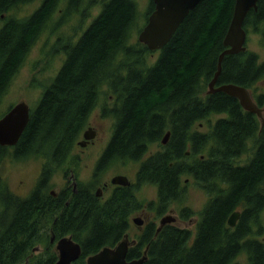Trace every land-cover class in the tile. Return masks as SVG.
Returning <instances> with one entry per match:
<instances>
[{
	"label": "trees",
	"instance_id": "obj_1",
	"mask_svg": "<svg viewBox=\"0 0 264 264\" xmlns=\"http://www.w3.org/2000/svg\"><path fill=\"white\" fill-rule=\"evenodd\" d=\"M34 1L0 0V16H6L0 29V103L62 0H42L33 13L20 17L18 12ZM85 1L68 0V11L79 4L83 9ZM101 2L100 14L79 40H57L49 48L52 55L62 52L63 62L44 85L18 142L19 159H39L42 173L28 197L0 193V210H5L0 211V264H25L36 246L49 245L48 231L42 228L47 224L54 225L57 237L70 234L82 244L76 264H85L87 256L129 233L131 216L143 207L136 196L139 186L157 187L160 216L172 202H184V180L191 175L209 196L198 213L195 237L173 224L156 236L153 223L127 258L141 257L148 246L145 264H233L241 256H246V264H264V124L235 97L209 92L226 49L223 41L236 0H202L154 62L155 51L133 40L154 3L150 1L140 26L136 0ZM57 24H62L61 18ZM244 29L260 34L264 46V0L249 12ZM263 78L264 62L246 49L224 57L217 85L252 89ZM256 97L263 106L264 94ZM100 105L102 115L112 116L114 123L95 180L79 184L66 198L52 195L53 174L78 165L71 154ZM222 114L208 131L197 127ZM155 144L161 149L149 154ZM129 162H140L136 185L121 186L105 200L98 198L100 178L115 164ZM236 211L240 218L230 227L228 219ZM180 213L183 219L194 215L190 207ZM41 255L30 264H53L55 255Z\"/></svg>",
	"mask_w": 264,
	"mask_h": 264
},
{
	"label": "rangeland",
	"instance_id": "obj_2",
	"mask_svg": "<svg viewBox=\"0 0 264 264\" xmlns=\"http://www.w3.org/2000/svg\"><path fill=\"white\" fill-rule=\"evenodd\" d=\"M92 1H96L95 3L91 4ZM102 0H86L85 6L82 9V17L84 20L83 27L86 26L89 22H91L94 17H96L99 12L101 11L102 7ZM138 2V7L140 11V21L139 25L141 26L146 22L144 15L147 12L148 5L150 0H136ZM42 0H35L32 3L27 4L24 6L19 12L18 15L20 17H24L26 15H30L34 12L36 8L40 6ZM66 2L63 1L59 5L60 8L66 7ZM57 13L59 10L57 9ZM69 15L67 21L73 19V16ZM80 17V15L78 16ZM60 16L54 18L50 21L47 28L42 32L40 39L36 43V45L30 51L28 57L24 61V64L20 67L16 75L14 76L7 92L2 98L0 103V117L1 115L5 114L11 106L15 105L16 103L20 102L21 100H25L29 103L31 109L35 108L37 102L43 93V87L46 85L50 78L55 76L59 71L64 55L62 52L55 53L52 55L51 48L52 45L55 43L54 40L57 36L67 37L71 40H76L74 32V26H67L66 28L62 27V25L57 26ZM1 16H0V27H1ZM74 23V21H73ZM83 29L79 32L81 33ZM140 32L133 33V40L139 41L138 36ZM50 39L52 41H50ZM247 49L251 52L256 53L260 61L264 62V46L261 43V35L258 33H253L250 31L247 34V42H246ZM159 56V51H155L154 55L151 57V61L154 62L157 57ZM260 92H264V78L257 84ZM106 95H103V99L101 103L104 102V98ZM108 100L110 101L109 94L107 95ZM224 115H216L210 118V122L205 120L198 123L197 127L200 131L206 132L209 129L210 123H214L220 117ZM113 123L114 119L112 116H103L102 115V107L101 105L98 106L93 114L90 117L89 124L95 128L97 132L96 138L93 140V144L89 147H82L79 144L75 147L74 155L80 160L78 165H74L79 167L78 169V176L82 183H89L91 181L89 179L91 172L93 171L94 166L99 156L102 155L103 151L105 150L108 142L111 139L112 131H113ZM88 128V127H87ZM83 136L79 139L82 140ZM161 149L159 144H155L151 147L149 154L155 153ZM148 154V155H149ZM75 159V157H74ZM75 159V160H77ZM41 161L34 157L23 158L19 159V162L16 164L18 171L13 177V183L23 185L22 187L24 190L29 189L32 184L37 182L36 178L40 172ZM139 165L135 163H117L112 166L103 176L104 181H107L118 174H123L128 176L133 182L136 180V173L138 170ZM69 168V166H68ZM66 169V168H61ZM60 169V170H61ZM68 175H69V169ZM23 181V182H22ZM63 181H65V177L62 173H58V176H55L52 180L53 182V189H59L63 187ZM187 183L186 186V199L184 202L179 204L178 209L181 210L183 207H190L194 211V215L192 219H199V212L205 207L207 201L209 200L208 194L195 183L193 180H189L188 178L184 180ZM108 197V194L106 195ZM136 196L140 200L144 207L149 208V203L153 202L157 199V187L155 185L148 184L147 186L144 185L141 188L136 189ZM168 214V213H167ZM141 213H137L133 215V219L136 217H142ZM156 217V215H154ZM190 218V217H189ZM189 218L185 219L186 222L184 226L188 227L189 225ZM159 219V218H158ZM158 219H155L159 222ZM132 221V220H131ZM129 234L131 237L139 236L140 231L138 229V225L132 221L131 228L129 230ZM261 238V237H260ZM238 261L246 264V256H241L238 258Z\"/></svg>",
	"mask_w": 264,
	"mask_h": 264
},
{
	"label": "water",
	"instance_id": "obj_3",
	"mask_svg": "<svg viewBox=\"0 0 264 264\" xmlns=\"http://www.w3.org/2000/svg\"><path fill=\"white\" fill-rule=\"evenodd\" d=\"M155 7L150 13L148 20L139 33L138 40L145 44L149 50H162L172 39L173 35L183 23L189 13L194 10L202 0H151ZM259 0H236L233 16L229 28L224 37L226 49L220 54L218 70L209 84V92H224L239 100L241 106L247 112L257 114L263 119L264 108L258 106L252 97L250 89L237 84L217 85L218 78L222 71V62L226 55H234L246 51L247 32L244 29V22L249 12L257 10ZM31 107L28 102L21 100L13 105L0 118V145L13 146L18 144L24 130L30 121ZM264 122V120H263ZM171 132L168 131L162 139L163 144H167ZM97 136L96 130L92 127L83 133V139L78 142L82 147H86ZM112 184L120 186H130L131 180L126 175H115ZM101 195V191L98 192ZM240 218V212H234L228 219L230 227H235ZM175 218L171 214L163 216L156 231V236L167 224H173ZM134 222L142 226L141 217H136ZM130 241L129 236L121 240L115 247L106 246L95 254L90 255L86 264H145L148 259V247L143 256L133 260H128L129 246L136 243ZM59 260L55 264H73L82 254V246L72 237H63L57 244ZM233 264H244L236 261Z\"/></svg>",
	"mask_w": 264,
	"mask_h": 264
},
{
	"label": "flooded vegetation",
	"instance_id": "obj_4",
	"mask_svg": "<svg viewBox=\"0 0 264 264\" xmlns=\"http://www.w3.org/2000/svg\"><path fill=\"white\" fill-rule=\"evenodd\" d=\"M63 1L66 2L65 3L66 4V7L65 8H60V9L58 8L59 12L58 13L57 12L55 13L54 18L58 17V15H59L60 18L62 19V24L61 25L64 28H66L67 26H69V27L70 26H74V32L73 33L75 35L77 34L75 36V39L79 35L78 36V39L73 40V42H76L82 36L83 32L85 30H87V28L93 22V20L100 14V12H99V14L96 17H94V19L91 22H89L86 26H84L85 29L80 33L79 31L84 28L82 26L83 23H84V20H83V17L81 16L82 15V6L80 4L79 5H74L73 6V11H68V9L71 7V5H69L68 0H62L61 3ZM69 15L73 16V19L70 20V21H67V19L69 18L68 17ZM79 15H80V17H78ZM5 18H6V16L4 14H2L1 15V19H2L1 20V22H2L1 27L3 25V22H4ZM73 21H74V23H73ZM1 27H0V29H1ZM55 39L56 40H54V42H56L57 40H62V43H64L65 41L68 40L67 37H62L60 35L57 36ZM50 41H52V40L50 39ZM250 91L252 93V97H253L254 101L258 104L256 94H264V92H260V90H259V88L257 86L254 87V88H252V89H250ZM258 106L261 107V108H264V104H263V106H260L258 104ZM222 115H226V114H222ZM258 118L261 121V126H262L264 124V122H263V120H264V111H263V119L260 118V117H258ZM87 127L89 128V127H92V126L90 124H88ZM88 128H86V129H88ZM92 128L95 130L94 127H92ZM93 142L94 141H91L86 147H89L91 144H93ZM164 145H166V144H164ZM74 153H75V151H74ZM74 153L71 154V155H73L75 157V159H77V157L74 155ZM151 154H153V153H151ZM201 157H203V156H201ZM98 160H99V158H98ZM98 160H97L96 165L94 166L93 171L91 172V175L89 177V179L91 180V181H89V183L92 182V180H95V178H96V173L95 172H96V167H97ZM74 161H76V162L78 161L80 163V160H78V159L77 160H74ZM18 162H19L18 144L13 145V146L0 145V193L7 194L8 196L13 195V197H15V196L28 197L33 192V190H34L37 182L35 184H32V186H30L29 189H27V190H24V188L22 187L23 186L22 184L19 185V184H14L13 183V177L16 174V172L18 171V169L16 167V164ZM129 163H135V165L138 164L139 165L138 167H140V162H129ZM42 164L43 163L41 162L40 172H39V174H38V176L36 178L37 181H38V179H39V177H40V175L42 173ZM64 168H66V169L63 170V169L59 168L53 174V176H52V180H53V178L55 176H58V173H62L63 176L65 177V181H63V187H60L59 189H53V186H52L50 192L54 196L61 195L63 198H66L67 196H69L70 191L71 192H77L78 191L79 184H82V182L80 181L81 179L78 176V173H79L78 172V169H79V167L71 166L69 168L68 167H64ZM67 169H69V175H68V170ZM138 170H139V168H138ZM138 170H137V172H138ZM118 175H123V174H118ZM112 178L110 179V181L109 180L104 181L103 177L100 178V184L95 189L96 190V195L98 196V198H101L102 200H105L108 197H110L119 187H121L120 185L112 184V182H111ZM188 179L189 180L196 181L195 177L192 176V175L189 176ZM52 180H51V183L53 185ZM131 182H132L133 185H136V183H137V173H136V180H135V182H133L132 180H131ZM145 185L147 186L148 184H145ZM143 186L144 185H141L138 188H141ZM99 191H101V195L100 196L98 195V192ZM107 194H108V197L106 196ZM157 202H158V197H157L156 200H154L153 202H150L149 203V208L148 207L147 208L144 207V205L140 202L143 207L140 208L139 210H137L135 212V215L137 213H141L143 215L141 217L142 220H143V224H142V226H139L138 227V229L140 231V235L139 236H135L133 238V237H131V235L129 233L126 234V235L129 236L130 241H132V242H133V240L136 241L135 244L129 246V251L131 250V248H133L135 245L138 244L139 239H140V236L143 234V232L145 231V229L150 224H153V223H155L156 226H157V228H158V226L160 224L161 218L163 216L167 215V213L173 215V217L175 218V221H174L173 225L188 229L189 231H191L193 233V237H195V233H196V230H197V222H198L199 219L193 220L192 218L194 216L193 217H190L189 218V225H188V227L184 226L186 220L181 217V213H180L181 210L178 209L179 204H181V203L180 202H177V201L176 202H172V204H170V206H168V208L166 209L165 213H163L162 215L158 216ZM65 204L68 205V201L67 200H66ZM0 211H1V213H3L5 210H0ZM133 215L131 216V220L134 222V219L135 218L133 219ZM154 215H156V217ZM155 219H158L159 222H157ZM132 221L130 222V225H132ZM42 228L44 230H47L48 231V235L50 236V240H49V243H48L49 245L39 244L38 246H36L33 249V251L30 254V256L26 258L25 264H30V259H32L35 255H40V254H42L41 256L43 258L50 257L51 255H55L54 256V260H53L54 261L53 264H55L59 260V251L57 249V244H58L59 240L62 239L63 237H72V235H70V234L69 235H62L60 237H57L54 234V232H53L54 231V229H53L54 228V225L53 224H47L45 227H42ZM126 235H125V237H126ZM125 237L123 239H125ZM191 241L194 242V240H191ZM117 244L112 245V246H109V247H115ZM81 246H82V244H81ZM146 249H147V247H146ZM82 254H83V247H82ZM82 254H81L80 258L82 257ZM89 256H87L85 258V264H86V260H87V258ZM78 260H76L75 262H73V264H76ZM128 260H130V259H128Z\"/></svg>",
	"mask_w": 264,
	"mask_h": 264
},
{
	"label": "bare ground",
	"instance_id": "obj_5",
	"mask_svg": "<svg viewBox=\"0 0 264 264\" xmlns=\"http://www.w3.org/2000/svg\"><path fill=\"white\" fill-rule=\"evenodd\" d=\"M148 247V246H147Z\"/></svg>",
	"mask_w": 264,
	"mask_h": 264
}]
</instances>
